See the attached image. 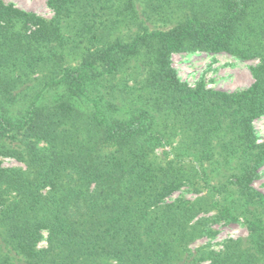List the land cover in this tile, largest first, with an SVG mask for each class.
Masks as SVG:
<instances>
[{
    "label": "trees",
    "instance_id": "obj_1",
    "mask_svg": "<svg viewBox=\"0 0 264 264\" xmlns=\"http://www.w3.org/2000/svg\"><path fill=\"white\" fill-rule=\"evenodd\" d=\"M47 5L0 1V158L24 166L0 163V264H264V0ZM196 51L257 60L253 83L190 88L170 56ZM187 185L205 193L168 201ZM210 211L248 237L191 251Z\"/></svg>",
    "mask_w": 264,
    "mask_h": 264
},
{
    "label": "rangeland",
    "instance_id": "obj_2",
    "mask_svg": "<svg viewBox=\"0 0 264 264\" xmlns=\"http://www.w3.org/2000/svg\"><path fill=\"white\" fill-rule=\"evenodd\" d=\"M5 5H11L19 10L34 13L35 15L50 20L54 17L52 9L47 5L48 0H0ZM170 63L175 70L178 79L194 88L203 84L205 88L234 92L248 88L253 83L250 68L258 64L257 60L242 61L226 53L185 52L174 53L170 56ZM133 76H125L118 80L124 92H129L134 85ZM257 143L264 142V114L252 121ZM169 151V147L159 148L156 153L160 155ZM190 162V159H188ZM0 163L5 168H24L23 164L10 157H1ZM192 163V162H190ZM252 187L264 195V166L260 169L258 177L252 182ZM202 191V192H201ZM205 190L193 191L191 186H182L173 192L168 201L185 199L193 201L201 197ZM215 212H201L192 222L201 220L203 226L210 232L209 235L196 237L189 245L191 251L201 249L203 251L221 252L229 240L245 239L248 237V229L242 217L237 221L227 222L214 218ZM258 216L264 219V206L258 208ZM45 238V233H44ZM38 247H45L42 240ZM201 264H208V261Z\"/></svg>",
    "mask_w": 264,
    "mask_h": 264
}]
</instances>
